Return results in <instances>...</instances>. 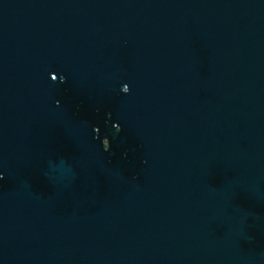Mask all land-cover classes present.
<instances>
[{
    "label": "water",
    "instance_id": "95a60500",
    "mask_svg": "<svg viewBox=\"0 0 264 264\" xmlns=\"http://www.w3.org/2000/svg\"><path fill=\"white\" fill-rule=\"evenodd\" d=\"M0 264H264V0H0Z\"/></svg>",
    "mask_w": 264,
    "mask_h": 264
}]
</instances>
